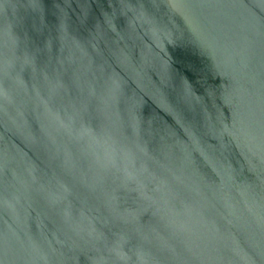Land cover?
I'll return each mask as SVG.
<instances>
[{
    "label": "water",
    "instance_id": "1",
    "mask_svg": "<svg viewBox=\"0 0 264 264\" xmlns=\"http://www.w3.org/2000/svg\"><path fill=\"white\" fill-rule=\"evenodd\" d=\"M0 264H264V0H0Z\"/></svg>",
    "mask_w": 264,
    "mask_h": 264
}]
</instances>
